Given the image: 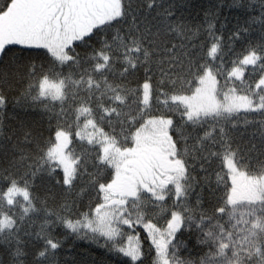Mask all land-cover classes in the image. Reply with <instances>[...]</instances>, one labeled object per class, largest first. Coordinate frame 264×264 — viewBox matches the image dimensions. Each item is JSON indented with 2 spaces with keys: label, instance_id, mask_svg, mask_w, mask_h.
Wrapping results in <instances>:
<instances>
[{
  "label": "snow or ice",
  "instance_id": "6c2138e0",
  "mask_svg": "<svg viewBox=\"0 0 264 264\" xmlns=\"http://www.w3.org/2000/svg\"><path fill=\"white\" fill-rule=\"evenodd\" d=\"M0 264H264V0H0Z\"/></svg>",
  "mask_w": 264,
  "mask_h": 264
}]
</instances>
